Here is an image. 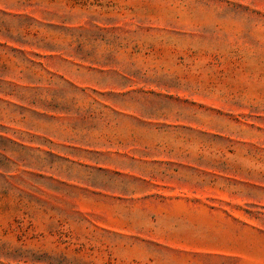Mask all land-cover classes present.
I'll return each mask as SVG.
<instances>
[{
	"label": "rangeland",
	"instance_id": "1",
	"mask_svg": "<svg viewBox=\"0 0 264 264\" xmlns=\"http://www.w3.org/2000/svg\"><path fill=\"white\" fill-rule=\"evenodd\" d=\"M0 264H264V0H0Z\"/></svg>",
	"mask_w": 264,
	"mask_h": 264
}]
</instances>
